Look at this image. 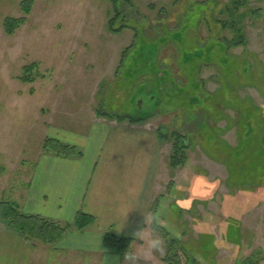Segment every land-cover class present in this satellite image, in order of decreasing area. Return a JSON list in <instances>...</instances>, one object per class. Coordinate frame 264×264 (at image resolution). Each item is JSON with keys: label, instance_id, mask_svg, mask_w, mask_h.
Listing matches in <instances>:
<instances>
[{"label": "rangeland", "instance_id": "rangeland-1", "mask_svg": "<svg viewBox=\"0 0 264 264\" xmlns=\"http://www.w3.org/2000/svg\"><path fill=\"white\" fill-rule=\"evenodd\" d=\"M27 1L25 13L21 3ZM230 1L217 0L213 8L214 0H131V8L122 5L131 28L113 33L106 25L112 17L108 0H0V202L17 208V189L26 185L47 130L77 126L67 119L61 124V115L77 111L78 98L60 91L48 98V79L64 78L58 74L64 69L71 73L91 68L92 56L113 59L121 54L115 79L99 87L98 111L154 115L152 125L167 135L207 124L187 138L186 164L172 171L170 181L179 182L190 164L210 180L219 179L220 185L209 201H194L192 210L183 212L181 224L175 225L180 207L170 204L163 227L175 236L182 233V242L195 250L199 238L206 252L212 251L214 241L220 243L211 264H264V195L259 214L242 226V243L233 220L226 222V237L219 230L223 194L230 189L239 196L235 190L241 183L255 185L264 176L259 137L249 133L248 125L250 118L264 112V0H247L238 7L234 13L240 20L223 11ZM7 16L24 19L11 34L2 26ZM231 19L239 20L246 43L228 49L212 23ZM221 33L228 40L233 37L228 27ZM58 114L53 120L59 123H52L51 116ZM242 121L243 145L237 149L242 159L234 171H227L212 159L224 162L221 151L237 145V124ZM165 149L170 156V137ZM160 202L167 206L166 199ZM204 215L213 217L208 219L209 231L202 233ZM166 254L165 246L163 256L154 253L152 264H175L162 260Z\"/></svg>", "mask_w": 264, "mask_h": 264}, {"label": "crops", "instance_id": "crops-1", "mask_svg": "<svg viewBox=\"0 0 264 264\" xmlns=\"http://www.w3.org/2000/svg\"><path fill=\"white\" fill-rule=\"evenodd\" d=\"M88 63L91 68L71 73H66L65 69L59 71L64 78L48 79L50 83L46 89L50 93L48 98L52 97V92L54 96L59 91L78 98L74 101L78 110L61 115V124L67 119L77 126H52L45 134L47 138L74 147V153L56 154L45 149L43 143L26 185L17 189L16 205L22 215L39 216L70 227L54 241L42 242L27 239L0 219V264H126L124 254L106 243L105 235L110 232L116 237L130 239V247L142 256L143 245L134 239L135 233L146 226L144 215L159 214L163 225L169 219V205L175 201L170 198L173 188L168 186L173 187L178 181H170L173 169L169 165V153L165 152V139L151 123L154 115L117 119L99 114L116 115L98 111L95 97L104 81L115 79L121 54L113 59L92 56ZM58 117L59 114L51 116V122L59 123L58 119L53 120ZM241 136L243 132L239 128V142L228 146L231 156H237L231 159L234 167L229 157L224 162L212 159L223 164L227 171H234L240 165L242 154L237 149L243 145ZM225 151L220 155L229 156ZM215 180L220 185V180ZM257 181L255 185L241 183V188L235 190L239 196L230 189L223 194L221 236H227L226 222L233 220L242 243V226L248 218L256 216L259 200L264 195V178L259 176ZM181 195L187 197L186 192ZM162 198L166 199L167 206L161 205ZM193 206L194 203L190 209H179L175 225L181 224L183 212L192 210ZM79 213L91 218L82 228L76 226ZM212 217L204 215L206 222L202 221L208 230V219ZM152 258L154 254L148 260L141 258L138 264H152Z\"/></svg>", "mask_w": 264, "mask_h": 264}, {"label": "trees", "instance_id": "trees-1", "mask_svg": "<svg viewBox=\"0 0 264 264\" xmlns=\"http://www.w3.org/2000/svg\"><path fill=\"white\" fill-rule=\"evenodd\" d=\"M191 2H205L206 0H189ZM216 1L214 0L213 8H215ZM108 2L111 5L112 10V17H110L107 21V29L110 32L113 33H119L124 28H131L130 25L126 22L127 15L122 11V5H125L126 7H132L131 0H108ZM30 1L21 3L22 10L25 13H28L29 11V5ZM246 4V1L242 0H231L229 2V5H226L223 7V11L229 13L234 16H238L239 20L241 19L239 14L237 15L234 13L236 10H238V7L243 6ZM221 11V10H220ZM124 13V14H123ZM213 19V18H212ZM238 20V23H239ZM24 19L21 18H14V17H4L2 26L4 29V32L6 34H11L15 30V28L20 25L21 22H23ZM236 20L231 19L229 22L226 21H220L218 20V23L216 21H213V26L217 27L218 30L214 31L215 34L218 36L220 40L225 41V46L229 49L232 46H239L244 45L246 43V39L243 33V28L241 27V24H238ZM200 24V21H199ZM228 27L233 32V37L228 40L226 39L223 34L221 33L224 28ZM228 42V45L226 43ZM101 115H106L109 118H117V119H123L126 117L133 118L127 115H110L106 113H99ZM260 117L257 119H254V117L250 118V121H248L249 125V133H254L259 137V143L262 147V154H260V163H262L261 167H264V112L259 114ZM197 124V123H196ZM237 124V123H236ZM241 131L244 130L242 125H244V122H240L237 124ZM204 127H207L206 123H199L196 125L197 130L203 129ZM196 130V131H197ZM208 130V129H207ZM193 130H185L184 133H179L178 131H171L168 135L164 132H162L160 129H158L159 135L161 138L166 139L167 137H170L172 140V151L169 156V165L174 170L177 166H182L186 164V154L185 150L188 147L187 138L189 136L192 138V134H196ZM208 136L206 137V142L208 140ZM209 142H207L208 144ZM43 147L45 149H51L56 154H64L69 155L74 153V147H71L66 144H62L59 141L55 139L46 138L43 144ZM226 151L229 152L231 150H228L226 148ZM225 155H223L224 157ZM229 157L230 165L233 166V160L231 159H237V156H225ZM224 159V160H225ZM262 176V175H261ZM264 178V176H263ZM183 210V209H182ZM0 219L7 221L10 226L19 232H21L27 239L30 240H39L42 242H52L61 235L65 233V231L70 227L69 225L60 226L54 222L45 220L39 216H25L18 211V209L14 206L9 204V202H0ZM91 221V218L85 217L82 213H79L76 218V226L79 228H82L85 223ZM204 231L202 233H205L208 230L204 224ZM160 231V234L162 238L165 240L166 243V251L167 254L162 260L167 261L168 263H172L174 261L175 264H201L200 262L211 264L212 259L215 257V254L218 249V242L214 241V244L212 245V251L206 252L203 247H201V243L203 239L199 238L198 242L200 243L198 248L195 250V248L187 243L182 242L183 234L180 235H173L171 232L166 230L163 225L158 228ZM223 238V237H222ZM105 242L115 246L122 254L126 252V250L130 247V239L120 238L114 236L112 233H107L105 235ZM221 245V244H220ZM238 249H240V246L236 245ZM182 259V261H181ZM252 262V261H251ZM250 263V262H247ZM246 263V264H247Z\"/></svg>", "mask_w": 264, "mask_h": 264}, {"label": "clouds", "instance_id": "clouds-1", "mask_svg": "<svg viewBox=\"0 0 264 264\" xmlns=\"http://www.w3.org/2000/svg\"><path fill=\"white\" fill-rule=\"evenodd\" d=\"M218 183V180H210L204 172L195 171L189 164L186 165L180 181L174 184L170 198L175 201L178 207L187 210L192 207L193 202L196 200L211 199ZM184 192L188 193L186 198L181 195ZM144 218L146 226L135 233L134 239V241H140V244L143 245L142 256L137 250L129 247L124 253L126 264H138L141 258L148 260L154 253H159L161 256L165 254V240L157 234L158 228L164 224V221L156 213L144 215ZM221 243L224 242L221 241Z\"/></svg>", "mask_w": 264, "mask_h": 264}]
</instances>
